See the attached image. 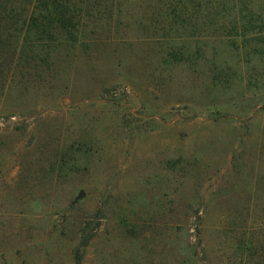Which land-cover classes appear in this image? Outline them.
Here are the masks:
<instances>
[{"label": "rangeland", "instance_id": "1", "mask_svg": "<svg viewBox=\"0 0 264 264\" xmlns=\"http://www.w3.org/2000/svg\"><path fill=\"white\" fill-rule=\"evenodd\" d=\"M263 25L264 0H0V264H264Z\"/></svg>", "mask_w": 264, "mask_h": 264}, {"label": "trees", "instance_id": "2", "mask_svg": "<svg viewBox=\"0 0 264 264\" xmlns=\"http://www.w3.org/2000/svg\"><path fill=\"white\" fill-rule=\"evenodd\" d=\"M46 5V9H49V10H53L55 12H59V8H60V4L57 3L56 1H53L52 5H48V3L45 4ZM264 27V25L262 26Z\"/></svg>", "mask_w": 264, "mask_h": 264}, {"label": "water", "instance_id": "3", "mask_svg": "<svg viewBox=\"0 0 264 264\" xmlns=\"http://www.w3.org/2000/svg\"><path fill=\"white\" fill-rule=\"evenodd\" d=\"M85 192L84 191H81L78 195V198H82L84 196Z\"/></svg>", "mask_w": 264, "mask_h": 264}]
</instances>
